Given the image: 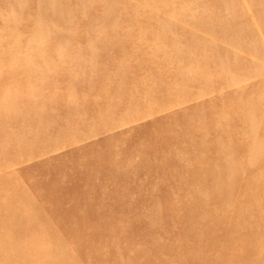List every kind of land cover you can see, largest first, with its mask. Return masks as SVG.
I'll return each mask as SVG.
<instances>
[{"label":"rangeland","instance_id":"374dc122","mask_svg":"<svg viewBox=\"0 0 264 264\" xmlns=\"http://www.w3.org/2000/svg\"><path fill=\"white\" fill-rule=\"evenodd\" d=\"M0 264H264V0H0Z\"/></svg>","mask_w":264,"mask_h":264}]
</instances>
